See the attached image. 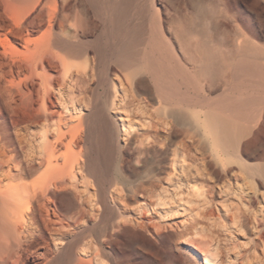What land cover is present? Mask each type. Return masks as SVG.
<instances>
[{"label": "bare ground", "instance_id": "obj_1", "mask_svg": "<svg viewBox=\"0 0 264 264\" xmlns=\"http://www.w3.org/2000/svg\"><path fill=\"white\" fill-rule=\"evenodd\" d=\"M86 1L88 8L78 5L79 0H73V4L69 0L61 4L0 0V122L12 163L2 173L9 182L3 184L0 178V202L7 223L0 225V264H163L150 254L157 249L155 243L128 226L115 239L86 242L88 249L77 252L81 237L74 229L80 225H71L70 220L78 222L80 211L76 195L70 190L75 181L71 183L69 178H75L76 168L82 169L84 149L90 165H97L105 157L111 145L113 123L103 106L90 95L97 74L96 59L83 44V35L93 24L91 15L100 17L104 24L94 50L104 62H115L119 70L115 74L131 100L145 106L157 102L162 105L155 111L158 116V121L152 124L155 132L160 123H172L173 127L183 122L177 111L163 106L176 102L180 88L188 91L194 77L218 72L227 63L231 80L226 89L232 94L225 98L221 109L235 117L256 108L254 92L258 82L255 78L260 64L258 31L252 26L247 31L242 28L237 5L232 14L220 9L221 14L212 15L210 22L208 18L203 20L217 33H228L232 25L231 40L220 48L201 43L195 46L196 54L189 55L183 31L192 29L193 24L183 22L182 31L171 33L157 0H149L145 9L138 8V0ZM204 1L197 0L195 7L202 9ZM137 14H145L150 22V45L144 50L140 48L147 31L144 21L140 17L139 24L131 22ZM143 68L148 76L137 77ZM244 87L249 92L248 98L242 95ZM116 96L112 100L113 108L118 107ZM200 98L207 101L208 94L202 92ZM69 104L80 112L81 118L75 124L65 121ZM207 124L205 121L206 127ZM19 125L38 127L39 131L18 128L14 137L11 127ZM172 134L173 131L164 141L154 135L151 140L140 138L138 149L151 151L157 144L169 149ZM192 144L205 163L203 149ZM238 156L245 167L259 166L264 159V148L249 150L244 141L239 145ZM37 173L39 176L33 183L23 181ZM255 174L252 195L244 198L246 208L241 223L247 225L251 215L254 250L262 253L259 256L253 250L256 255L251 259L254 254L250 257L249 249H243L230 264H264V191L261 188L264 180ZM249 175L245 168L244 178ZM255 199L257 209L251 203ZM25 210L39 225H25ZM100 227L102 230L109 225ZM34 242H38L37 248ZM174 255L181 264H190L176 250ZM214 255H211L213 259Z\"/></svg>", "mask_w": 264, "mask_h": 264}, {"label": "rangeland", "instance_id": "obj_2", "mask_svg": "<svg viewBox=\"0 0 264 264\" xmlns=\"http://www.w3.org/2000/svg\"><path fill=\"white\" fill-rule=\"evenodd\" d=\"M54 1L61 4L64 0H42L43 3ZM148 1L138 0V8L145 9ZM196 1L157 0L171 33L182 31L183 22L193 24L192 29L183 31L187 37L189 55L196 54L195 46L201 43L207 42L212 47L220 48L231 40L234 33L232 25L228 33H217L203 22L205 18L210 22L212 15H220V9L232 14L237 5L242 28L247 31L252 26L258 31L256 40L260 64L255 78L258 82L254 92L256 108L235 117L221 109L225 98L232 94L226 89L227 82L231 80L227 63L218 72H211L203 78L194 77L188 91L180 88L176 102L163 106L177 111L183 122L173 127L172 123H160L158 132H155L152 127L153 122L158 121L155 111L160 110L162 105L157 102L145 106L131 100V95L123 89L115 74L119 73L115 62H104L94 50L93 45L102 34L104 24L100 17L91 15L93 24L83 35V44L96 59L97 74L92 81L93 91L90 95L103 106L113 123L111 145L105 157L97 165H90L84 149L82 169L76 168L75 178H69L71 183L75 181L74 186L70 185V190L76 195L80 211L78 222L70 220L71 225H80L74 229L81 237L77 251L79 254L88 249L86 242L115 239L125 226L153 241L157 249L150 254L163 264H181L174 255L175 250L181 253L182 258L189 259L190 264H230L243 249H249L250 257L254 253L258 252L259 256L262 253L261 250H254L255 232L251 215H248L247 225L241 223V218L246 208L244 198L252 195L255 173L264 180V159L259 166L253 164L245 167L238 150L244 141H247L249 150L264 148V0H206L200 10L195 7ZM69 2L74 3L73 0ZM79 2L78 5L88 8L86 0ZM140 17L147 28L140 44L144 50L150 45V22L145 14L134 15L131 22L139 24ZM189 67L192 69V66ZM148 74L143 68L137 77ZM202 92L208 94L207 101L200 98ZM116 94L118 107L113 108L112 100ZM242 95L249 97L247 88L242 89ZM69 105V109H65V121L75 124L81 118L80 112ZM205 121L208 122L207 127ZM25 126H12L13 136L16 137L19 129L39 131L38 127ZM1 128L0 122V178L3 184H7L9 179L2 173L12 166L9 161L11 152L5 144ZM172 131L169 149L162 144H157L151 151L138 149L140 138L151 140L154 135L164 141ZM192 143L203 149L207 157L205 163ZM75 150L79 148L75 146ZM245 168L250 173L247 179L244 178ZM39 173L23 181L31 184ZM261 188L264 191V184ZM251 203L257 209V199ZM24 217L25 225H39L26 210ZM5 219V209L0 202V225H7ZM100 225L109 227L101 230ZM37 244L34 242V248L38 247ZM212 254L218 260H214Z\"/></svg>", "mask_w": 264, "mask_h": 264}]
</instances>
